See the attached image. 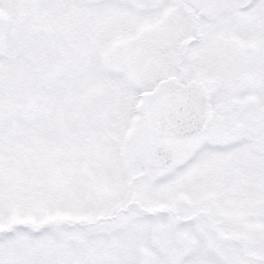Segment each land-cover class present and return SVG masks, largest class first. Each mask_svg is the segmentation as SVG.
<instances>
[{"label": "snow or ice", "instance_id": "obj_1", "mask_svg": "<svg viewBox=\"0 0 264 264\" xmlns=\"http://www.w3.org/2000/svg\"><path fill=\"white\" fill-rule=\"evenodd\" d=\"M0 264H264V0H0Z\"/></svg>", "mask_w": 264, "mask_h": 264}]
</instances>
